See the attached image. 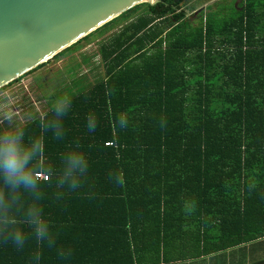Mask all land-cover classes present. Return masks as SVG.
<instances>
[{"label":"trees","instance_id":"obj_1","mask_svg":"<svg viewBox=\"0 0 264 264\" xmlns=\"http://www.w3.org/2000/svg\"><path fill=\"white\" fill-rule=\"evenodd\" d=\"M194 1L141 4L54 57L120 30L99 47L95 81L57 96L72 98L61 139L42 126L56 119L54 100L23 124L0 125V142L21 130L24 145L40 141L29 167L49 177L12 192L0 168V264H175L264 243V0H217L198 18L186 11ZM77 146L89 168L71 190L59 180ZM33 205L54 246L36 240ZM16 228L22 250L8 238ZM69 250L65 262L58 252Z\"/></svg>","mask_w":264,"mask_h":264},{"label":"water","instance_id":"obj_2","mask_svg":"<svg viewBox=\"0 0 264 264\" xmlns=\"http://www.w3.org/2000/svg\"><path fill=\"white\" fill-rule=\"evenodd\" d=\"M144 3L157 0H0V89Z\"/></svg>","mask_w":264,"mask_h":264},{"label":"clouds","instance_id":"obj_3","mask_svg":"<svg viewBox=\"0 0 264 264\" xmlns=\"http://www.w3.org/2000/svg\"><path fill=\"white\" fill-rule=\"evenodd\" d=\"M72 105V98L67 94L57 97L53 104V112L56 119L42 122L45 130H51L55 139L63 137V125L59 118L67 115ZM87 129L94 132L97 127V118L94 113L87 116ZM116 124L121 130L126 129L129 125V120L125 115H119L116 118ZM23 132L7 133L0 142V168L3 170L4 183L12 192H17L23 188L25 190H35L38 186V179L32 169L29 167L30 162L34 156H37L41 151L40 141H35L30 145L22 143ZM63 172L60 177L59 183L61 186L65 184L71 190H75L80 186V178L88 172L89 164L85 153L77 146L76 149L69 151L63 158ZM4 203L3 193H0V204ZM7 207V206H5ZM42 209L33 205L26 211V218L29 225L32 227L35 238L38 242L47 241L48 245H55V237L51 234L49 223L43 218ZM9 223H14L5 216V226ZM12 244L17 249H23L27 236L25 232L16 228L9 233L8 237ZM61 259L65 262L70 261L72 252L68 253L58 252ZM35 259L39 261L40 256L37 254Z\"/></svg>","mask_w":264,"mask_h":264},{"label":"rangeland","instance_id":"obj_4","mask_svg":"<svg viewBox=\"0 0 264 264\" xmlns=\"http://www.w3.org/2000/svg\"><path fill=\"white\" fill-rule=\"evenodd\" d=\"M215 1L217 0H196L186 6V11L197 10L194 15L198 18L197 15L207 12V7L212 6ZM222 4L223 8L227 2ZM193 22L197 24L198 20ZM119 31L117 27L108 29L103 35L83 42L77 50L59 59L53 58L40 65L43 67H38L35 72L26 73L14 84L10 83L7 88L0 89V125L23 124L29 116L44 114L50 100L55 101L59 94L66 91L75 92L74 82L79 79L87 78L93 83L95 74L103 72L99 47ZM88 57L92 58L89 64L85 62ZM95 68L99 70L96 71Z\"/></svg>","mask_w":264,"mask_h":264},{"label":"crops","instance_id":"obj_5","mask_svg":"<svg viewBox=\"0 0 264 264\" xmlns=\"http://www.w3.org/2000/svg\"><path fill=\"white\" fill-rule=\"evenodd\" d=\"M264 261V243L231 249L218 255L201 259L177 262L175 264H259Z\"/></svg>","mask_w":264,"mask_h":264},{"label":"built area","instance_id":"obj_6","mask_svg":"<svg viewBox=\"0 0 264 264\" xmlns=\"http://www.w3.org/2000/svg\"><path fill=\"white\" fill-rule=\"evenodd\" d=\"M36 177H37V179L45 180V181L49 179L48 175L43 174V173H37Z\"/></svg>","mask_w":264,"mask_h":264}]
</instances>
